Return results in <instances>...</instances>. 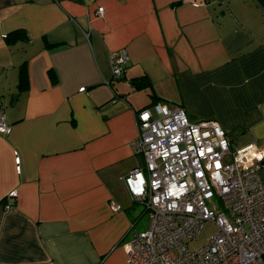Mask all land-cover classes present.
I'll return each mask as SVG.
<instances>
[{"label": "crops", "instance_id": "1", "mask_svg": "<svg viewBox=\"0 0 264 264\" xmlns=\"http://www.w3.org/2000/svg\"><path fill=\"white\" fill-rule=\"evenodd\" d=\"M155 103L264 146V0H0V264H125L148 216L123 177Z\"/></svg>", "mask_w": 264, "mask_h": 264}, {"label": "built area", "instance_id": "2", "mask_svg": "<svg viewBox=\"0 0 264 264\" xmlns=\"http://www.w3.org/2000/svg\"><path fill=\"white\" fill-rule=\"evenodd\" d=\"M127 60L125 49L110 53L115 78ZM136 119L141 165L123 183L148 221L124 243L125 264H264V146L232 148L215 119L192 120L175 105L155 103ZM10 132L0 105V133ZM206 221L218 231L191 250Z\"/></svg>", "mask_w": 264, "mask_h": 264}, {"label": "rangeland", "instance_id": "3", "mask_svg": "<svg viewBox=\"0 0 264 264\" xmlns=\"http://www.w3.org/2000/svg\"><path fill=\"white\" fill-rule=\"evenodd\" d=\"M143 222L146 221V214L143 213V217H142ZM218 231V228L215 224H213L212 222H204L201 231L199 233V236L196 240H190L187 243V246L191 249H197L198 247L204 245L207 241V239L212 236L214 233H216Z\"/></svg>", "mask_w": 264, "mask_h": 264}, {"label": "trees", "instance_id": "4", "mask_svg": "<svg viewBox=\"0 0 264 264\" xmlns=\"http://www.w3.org/2000/svg\"><path fill=\"white\" fill-rule=\"evenodd\" d=\"M23 79V80H22ZM21 79V81H20V84H19V87L20 86H23L24 84H25V82H24V78H22ZM143 79V77H137V84H139L141 81H143L142 80ZM23 82V83H22ZM132 82V81H131ZM133 83V82H132ZM23 84V85H22ZM25 86V85H24Z\"/></svg>", "mask_w": 264, "mask_h": 264}, {"label": "water", "instance_id": "5", "mask_svg": "<svg viewBox=\"0 0 264 264\" xmlns=\"http://www.w3.org/2000/svg\"><path fill=\"white\" fill-rule=\"evenodd\" d=\"M138 160H139V162H138L139 165H141V157L140 156H139V159Z\"/></svg>", "mask_w": 264, "mask_h": 264}]
</instances>
